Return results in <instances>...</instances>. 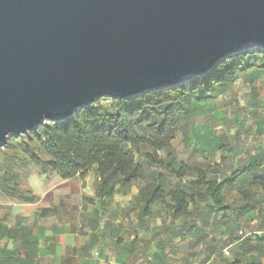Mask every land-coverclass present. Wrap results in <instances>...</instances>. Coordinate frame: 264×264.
<instances>
[{
    "label": "water",
    "instance_id": "95a60500",
    "mask_svg": "<svg viewBox=\"0 0 264 264\" xmlns=\"http://www.w3.org/2000/svg\"><path fill=\"white\" fill-rule=\"evenodd\" d=\"M264 49V0H0V148L102 98L189 85Z\"/></svg>",
    "mask_w": 264,
    "mask_h": 264
},
{
    "label": "trees",
    "instance_id": "16d2710c",
    "mask_svg": "<svg viewBox=\"0 0 264 264\" xmlns=\"http://www.w3.org/2000/svg\"><path fill=\"white\" fill-rule=\"evenodd\" d=\"M255 50L220 61L210 73L189 85L147 92L134 98L113 99L112 109L99 107L95 102L76 111L67 121L47 122L19 139L25 141L26 154L40 167L41 175L70 180L77 176L83 178L96 168L101 199L127 193L133 183L146 180L150 167L155 168L138 198L145 216H149L151 206L157 204L171 214L169 225L153 235L156 239H166L169 245L174 236L189 225L192 210L198 209L200 204H205L211 215L221 213L225 219L230 214L239 219L256 209L257 197L246 189L240 191V202L227 203L224 194L247 181L250 186L264 190V176L257 175L260 169L257 161L225 176L178 162L171 152L161 157L160 152H167L179 127L195 117L204 103L225 93L240 74L254 68L264 69V49ZM31 142L42 148L47 159L41 158ZM142 148L149 151L144 153ZM141 158L147 162V167ZM189 177L192 181L181 185L180 182ZM170 178L176 183L169 185ZM0 190L21 202L36 199L5 175L0 179ZM52 213L46 209L38 215L44 218ZM25 236L23 229L15 233L13 240L20 245ZM223 264L240 263L225 259Z\"/></svg>",
    "mask_w": 264,
    "mask_h": 264
},
{
    "label": "crops",
    "instance_id": "0c3cea01",
    "mask_svg": "<svg viewBox=\"0 0 264 264\" xmlns=\"http://www.w3.org/2000/svg\"><path fill=\"white\" fill-rule=\"evenodd\" d=\"M242 75L243 73L233 85L240 81ZM250 148L242 157L240 168L232 173L241 170L251 161H257L260 164L257 175L264 176V143L260 149L253 144ZM201 167L205 168L207 165ZM154 171L156 169L150 167L146 180L133 183L127 193H117L110 199L98 196L100 179L96 168L83 178L77 176L63 180L55 175L59 182L48 186L41 183L38 177H33L26 190L36 198L35 201L19 204L11 225L0 222V242L10 245L0 249V264H167L162 256L167 249L166 245L159 244L158 240L150 236L171 222V214L164 206L157 204L151 206L150 215L145 216L138 198L140 189L147 185ZM92 172L94 185H84L83 182ZM219 172L224 174L222 170ZM42 176L44 180L47 178ZM246 189H253L257 203L255 210L238 219L248 227L246 220L251 217V227L243 237L235 241L231 234L225 236L222 225L224 217L221 213H216L211 215L210 220L215 222V228L205 232V238L196 236L195 222L198 223L199 220L192 216L189 225L181 234L174 236L172 242L179 243V247H182L185 243L201 240L206 264H211L215 257H222V253L230 248L234 249L231 251V261L264 264V190L250 186L247 181L226 191L225 201H241L240 191ZM234 192L237 199L229 200V194ZM74 199L78 202L73 203L71 200ZM46 209L53 213L40 217L38 214ZM149 217L155 223L149 225ZM45 219L51 220V223L40 227L39 221ZM159 219L160 223H156ZM23 229L26 236L19 245L13 239L15 233ZM223 241L227 242L223 244ZM33 243L36 246L29 249L28 246ZM148 243H151L154 251L151 256L144 252ZM169 246L177 248V245Z\"/></svg>",
    "mask_w": 264,
    "mask_h": 264
},
{
    "label": "rangeland",
    "instance_id": "374dc122",
    "mask_svg": "<svg viewBox=\"0 0 264 264\" xmlns=\"http://www.w3.org/2000/svg\"><path fill=\"white\" fill-rule=\"evenodd\" d=\"M96 103L99 107L107 109H112L114 106L111 98H102ZM24 142L23 139L12 136L9 138L7 147L0 148V179L4 175L12 178L23 189L29 188V180L33 177H38L40 182L46 186L59 182L55 175L44 180V177L40 174V167L34 164L26 154ZM263 143L264 69L254 68L244 72L240 81L232 85L225 93L204 103L195 117L179 127L171 147L167 152H160V156L166 157L171 152L178 162H185L192 167H201L206 164L207 167L205 168L210 169L211 172L220 174L219 171L222 170L223 175L230 176L234 170L240 168L241 159L251 149L250 146L253 144L254 147L260 149ZM31 145L42 159H47L44 151L36 142H31ZM142 151L145 153L149 150L142 148ZM141 162L146 167L148 166L144 158H141ZM93 177L92 172L88 179L83 182L84 185H87V183L94 185ZM167 181L169 185L176 183V180L172 178ZM190 181H192V178L189 177L180 183L186 186ZM250 192L255 193L253 189H250ZM228 198L235 201L237 194L235 192L230 193ZM71 201L73 203L78 202L75 199ZM21 203L23 202L6 196L0 190V222L4 221V224L11 225L17 213V206ZM227 215L222 223L223 234L225 236L231 234L236 241L237 238L243 237L246 230L251 227V217L249 216L250 218L246 220L249 224L247 227L246 224L232 217V215ZM192 216L195 220H199L198 223L195 222L197 237L205 238L204 233L215 228V222L210 221L211 214L207 212L205 204H200L198 209H193ZM148 222L149 225L155 223L154 220H151V217L148 218ZM50 223L51 220L49 219L39 221L40 227ZM156 223H160V219ZM165 227L167 225L163 226L162 229ZM192 229L194 230V228ZM155 234L152 233L150 237L158 240L159 244L164 243L167 247L165 253L162 254L164 263L206 264L201 240L185 243L182 247H179V243L171 242L172 245H177L176 249H172L173 247L166 243V239L154 238L153 235ZM227 241H223V244ZM7 246L10 245L0 242V249ZM35 246L36 243H33L28 248L32 249ZM233 250V248H230L222 253V257H215L211 264H223V260L231 259V251ZM144 252L148 256L154 254L151 243H148Z\"/></svg>",
    "mask_w": 264,
    "mask_h": 264
}]
</instances>
